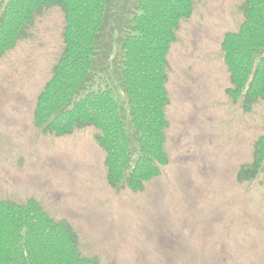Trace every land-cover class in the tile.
Segmentation results:
<instances>
[{
    "label": "rangeland",
    "instance_id": "rangeland-1",
    "mask_svg": "<svg viewBox=\"0 0 264 264\" xmlns=\"http://www.w3.org/2000/svg\"><path fill=\"white\" fill-rule=\"evenodd\" d=\"M244 2L195 0L180 23L168 55V163L139 192L109 185L94 128L57 137L36 127L38 96L63 51L64 16L45 10L0 58V200L36 201L97 264H264V168L254 181L239 178L264 135V103L246 112L227 95L221 50L243 23ZM134 3L111 0L105 35L127 26ZM121 37L107 44L109 58L100 54L93 84L111 87L127 109L115 80Z\"/></svg>",
    "mask_w": 264,
    "mask_h": 264
},
{
    "label": "trees",
    "instance_id": "trees-1",
    "mask_svg": "<svg viewBox=\"0 0 264 264\" xmlns=\"http://www.w3.org/2000/svg\"><path fill=\"white\" fill-rule=\"evenodd\" d=\"M194 5L195 0H135L127 26L107 36L111 0H0V58L29 37L45 10L59 9L65 22L63 51L38 96L34 123L57 137L94 128L109 185L139 192L168 163V55ZM243 16L239 30L224 36L221 50L231 84L227 95L250 112L264 103V0H245ZM115 32L122 36L115 80L127 109L111 87L93 84L99 59L113 52L105 53L110 41L113 47ZM263 168L264 135L239 178L254 181ZM78 244L72 227L55 221L36 201L0 200V264H97L81 256Z\"/></svg>",
    "mask_w": 264,
    "mask_h": 264
}]
</instances>
